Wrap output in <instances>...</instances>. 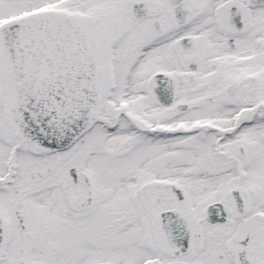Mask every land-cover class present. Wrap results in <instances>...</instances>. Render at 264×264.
<instances>
[{"label": "snow or ice", "instance_id": "1", "mask_svg": "<svg viewBox=\"0 0 264 264\" xmlns=\"http://www.w3.org/2000/svg\"><path fill=\"white\" fill-rule=\"evenodd\" d=\"M0 264H264V0H0Z\"/></svg>", "mask_w": 264, "mask_h": 264}]
</instances>
